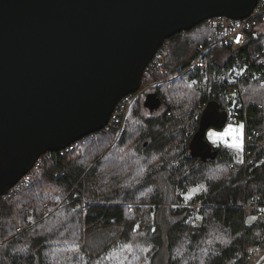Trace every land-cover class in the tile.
I'll return each instance as SVG.
<instances>
[{
	"label": "trees",
	"instance_id": "1",
	"mask_svg": "<svg viewBox=\"0 0 264 264\" xmlns=\"http://www.w3.org/2000/svg\"><path fill=\"white\" fill-rule=\"evenodd\" d=\"M208 29L202 38L193 29L167 41L164 72L145 74L158 83V116L135 102L123 129L111 120L45 154L0 198V264H156L163 250L167 264H247L264 247V213L242 208L254 195L264 201V34L249 30L245 47L224 49L225 62L213 47L208 68L192 70L199 48L214 38ZM246 69L239 80L235 72ZM235 79L245 92L234 101L227 91ZM209 103L226 115L242 105L244 127L260 133L252 165L225 148L213 162L190 157Z\"/></svg>",
	"mask_w": 264,
	"mask_h": 264
},
{
	"label": "water",
	"instance_id": "2",
	"mask_svg": "<svg viewBox=\"0 0 264 264\" xmlns=\"http://www.w3.org/2000/svg\"><path fill=\"white\" fill-rule=\"evenodd\" d=\"M258 2L0 0V198L45 154L103 131L167 41L214 18L245 19ZM162 105L157 92L146 96L149 111ZM227 123L204 113L190 157L215 161L221 149L206 134Z\"/></svg>",
	"mask_w": 264,
	"mask_h": 264
},
{
	"label": "built area",
	"instance_id": "3",
	"mask_svg": "<svg viewBox=\"0 0 264 264\" xmlns=\"http://www.w3.org/2000/svg\"><path fill=\"white\" fill-rule=\"evenodd\" d=\"M210 25L211 32L214 33V38L211 40V45L207 48H199L198 55L196 59L193 61L191 65L192 70L202 69L206 70L208 68V61L206 58L207 52L210 51L213 47H219L222 49H226L227 47L231 48L232 52H236L239 49L245 47L247 44V32L256 27L264 25V0H259L257 6L253 10V12L245 19L242 20H230L224 17L214 18L208 21ZM258 34H262L260 32L253 31L254 37H257ZM237 39H239V43H237ZM165 46H163L153 58L150 63L146 73L148 72H157L159 70H163L165 68V63L167 62V54L164 51ZM261 64L264 66V60H262ZM248 72L246 70H239L235 73L239 76V80L244 77V75ZM143 91H141L142 93ZM245 92V88L243 85L236 79L229 86L227 95L231 100H237ZM241 94V95H240ZM135 95V94H134ZM132 95V96H134ZM124 106V105H123ZM242 105H237L233 108L232 111L228 112V120L233 123H246V118L240 112ZM128 109L124 106L123 112L128 113ZM260 133L257 131H248L245 128V137H244V147H245V165H252L253 159L255 155L251 152V147L253 145L254 137H259ZM264 145V142H260V145ZM243 210L246 214H252L258 211L259 215H263L264 213V201L259 202L258 195H254L251 201H245L242 205ZM252 256H247V260H251Z\"/></svg>",
	"mask_w": 264,
	"mask_h": 264
},
{
	"label": "rangeland",
	"instance_id": "4",
	"mask_svg": "<svg viewBox=\"0 0 264 264\" xmlns=\"http://www.w3.org/2000/svg\"><path fill=\"white\" fill-rule=\"evenodd\" d=\"M253 31L260 32V33L264 34V25H261L259 27L254 28ZM201 32H203V33H201ZM192 34L195 37H199V38H202L203 36H206V35L210 34L209 29H208V23L205 22L202 25H200L197 28H195L193 30V33ZM164 46H165L164 51L167 54V60H168L170 48H169V46L167 44H165ZM221 49L222 48H219L217 50L216 55H217V58H218V60L220 62H225L229 58V55L230 54H228L224 49L223 50H221ZM165 68H166V63H165ZM165 68L163 70H159L157 72L150 73V74H156L158 72L159 73H163L164 70H165ZM146 74H148V73H146ZM233 82H234V80H233ZM157 84L158 83H153L152 84V83H149V81L147 82V81L144 80L143 81V84H142V87H141V89H140L139 92H137L134 96H128V97L124 98V100L119 104L118 108L121 106V109L118 111V114H116V115L113 114L111 120L121 121V123H120V125H121L120 126V129H123L124 128V120H125V116H126V112H123L124 106L126 107V109L127 108H130V107L132 108L133 104L135 102H137V101L138 102H141L143 104V106H144V102L146 100V96L148 94H150V93H155L154 86L157 85ZM141 91H143V92L141 93ZM146 110H147L146 113L147 112L148 113H151V112L148 111L147 108H146ZM203 112L205 114L210 113V112H213V113H215L218 116L224 115V113L220 110V108L218 107V105H216L215 103H209L208 105H206ZM151 114H154V116H158L159 115V113H155V112L154 113H151ZM121 116H123L122 119H121ZM238 125H243V130H242L243 150L242 151H239V150H236V149L227 147L225 145V143H223V142H219L218 141L217 143H213L212 140L209 139V133H212V132L225 133L229 129L230 126L236 127ZM244 137H245V127H244V124H242V123H233L231 121H229L227 123V125H226V127L224 129L210 128L207 131V134H206V138H207V141L208 142H210L211 144H214V145H216L218 147H222V148H225V149H229L230 152H232L236 156V159H237L238 162H244V159H245V155H244L245 154ZM226 139L228 140L229 143L231 142V137H226ZM195 191H197V190H194L193 193H195ZM251 218L252 217L249 216V219H251ZM252 252H253L252 253L253 254V257H252V259L250 261H247V264H264V247L263 248L254 249V250H252ZM156 264H167V252H165L163 250L162 252L159 253L158 258L156 260Z\"/></svg>",
	"mask_w": 264,
	"mask_h": 264
},
{
	"label": "snow or ice",
	"instance_id": "5",
	"mask_svg": "<svg viewBox=\"0 0 264 264\" xmlns=\"http://www.w3.org/2000/svg\"><path fill=\"white\" fill-rule=\"evenodd\" d=\"M239 43V39L236 41ZM242 130L243 125H238L236 127L230 126L225 133H209V139L213 143L223 142L227 147L242 151L243 150V141H242ZM226 137H231V142L229 143Z\"/></svg>",
	"mask_w": 264,
	"mask_h": 264
},
{
	"label": "flooded vegetation",
	"instance_id": "6",
	"mask_svg": "<svg viewBox=\"0 0 264 264\" xmlns=\"http://www.w3.org/2000/svg\"><path fill=\"white\" fill-rule=\"evenodd\" d=\"M149 111V110H148ZM150 112V111H149ZM205 140H206V142H207V144H209V145H211L212 147H213V149H214V151L215 150H217V149H223L222 147H218V146H216V145H214V144H211L210 142H208L207 141V138H205ZM208 146V145H207ZM207 150V147H204V150L202 151V153H204L205 151ZM193 159V158H192ZM201 159L202 158H194L193 160H195L196 161V163L197 164H199V163H203L202 161H201ZM210 162V161H209Z\"/></svg>",
	"mask_w": 264,
	"mask_h": 264
},
{
	"label": "clouds",
	"instance_id": "7",
	"mask_svg": "<svg viewBox=\"0 0 264 264\" xmlns=\"http://www.w3.org/2000/svg\"><path fill=\"white\" fill-rule=\"evenodd\" d=\"M227 116V118H228V115H226ZM228 122H229V120H228ZM245 160V159H244Z\"/></svg>",
	"mask_w": 264,
	"mask_h": 264
},
{
	"label": "crops",
	"instance_id": "8",
	"mask_svg": "<svg viewBox=\"0 0 264 264\" xmlns=\"http://www.w3.org/2000/svg\"><path fill=\"white\" fill-rule=\"evenodd\" d=\"M221 50H223V49H221Z\"/></svg>",
	"mask_w": 264,
	"mask_h": 264
}]
</instances>
